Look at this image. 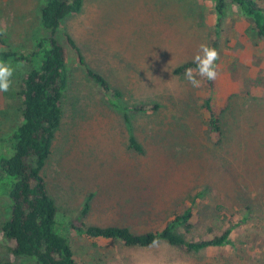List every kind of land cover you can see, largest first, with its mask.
Masks as SVG:
<instances>
[{
    "label": "rangeland",
    "instance_id": "rangeland-1",
    "mask_svg": "<svg viewBox=\"0 0 264 264\" xmlns=\"http://www.w3.org/2000/svg\"><path fill=\"white\" fill-rule=\"evenodd\" d=\"M43 3L0 0V45L34 50L49 34L40 24ZM226 7L218 25L216 0H84L79 12L62 20L55 36L67 49L68 84L42 174L58 207L56 230L79 264H264V39L235 3ZM66 32L119 98L87 75ZM201 43L218 51V76L213 87L203 80L193 88L176 69L193 60ZM7 64L15 72L9 91L0 92V140L20 120L16 91L29 68ZM209 97L220 117L218 136L209 126ZM140 104L158 107L133 109ZM132 135L142 152L130 145ZM198 194L194 202L191 195ZM191 204L195 217L181 229L187 239H206L240 223L232 243L189 251L166 240L131 246L78 230L81 224L159 230ZM10 205L3 195L0 226ZM1 259L33 264L10 252L0 234Z\"/></svg>",
    "mask_w": 264,
    "mask_h": 264
},
{
    "label": "trees",
    "instance_id": "trees-1",
    "mask_svg": "<svg viewBox=\"0 0 264 264\" xmlns=\"http://www.w3.org/2000/svg\"><path fill=\"white\" fill-rule=\"evenodd\" d=\"M235 3L252 21V31L264 39V6L256 0H216L219 12L218 25H222V14L226 2ZM84 0H44L40 8V24L49 31L36 40L30 52L11 49L0 45V61L5 63L24 62L29 65L16 91L21 99V117L10 137L0 140V198L5 195L11 201L10 214L1 226L0 234L4 245L16 257H31L33 264H79L68 238L56 230L58 207L51 196L46 178L42 174L52 151V142L62 120V96L68 84V54L66 46L55 36L62 20L69 14L81 10ZM66 44L75 52L77 61L86 67V73L111 97L119 98L120 91L113 88L107 79L87 66L81 48L69 33H64ZM1 40V34H0ZM196 68L186 62L176 69L182 73L187 68ZM213 87L214 81H209ZM111 102L121 108L116 100ZM210 113L209 126L214 136L221 133L220 117L205 99ZM157 105L140 104L136 111L154 110ZM128 118V115L126 116ZM130 145L142 152V146L132 135ZM202 190L200 194L205 193ZM195 202V197L191 195ZM89 211L86 203L81 218ZM195 217L193 205L183 212L175 211L170 221L159 230L135 233L126 226H78V230L94 238L118 239L131 246H150L166 240L185 247L189 251H200L208 247L232 243V233L240 225L233 224L221 234L198 241L189 240L181 232ZM82 220V219H81ZM0 264H12L0 260Z\"/></svg>",
    "mask_w": 264,
    "mask_h": 264
},
{
    "label": "clouds",
    "instance_id": "clouds-1",
    "mask_svg": "<svg viewBox=\"0 0 264 264\" xmlns=\"http://www.w3.org/2000/svg\"><path fill=\"white\" fill-rule=\"evenodd\" d=\"M218 59L219 53L214 47L201 43L192 60L196 68H187L185 70V79L193 88H200L203 80L215 81L218 76L215 62ZM14 72L15 69L13 67L0 61V92L9 91L12 86Z\"/></svg>",
    "mask_w": 264,
    "mask_h": 264
}]
</instances>
